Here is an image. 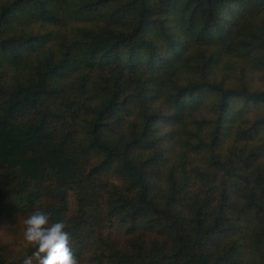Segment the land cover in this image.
Returning <instances> with one entry per match:
<instances>
[{"label":"trees","instance_id":"obj_1","mask_svg":"<svg viewBox=\"0 0 264 264\" xmlns=\"http://www.w3.org/2000/svg\"><path fill=\"white\" fill-rule=\"evenodd\" d=\"M37 208L80 264H264V0H0V264Z\"/></svg>","mask_w":264,"mask_h":264},{"label":"clouds","instance_id":"obj_2","mask_svg":"<svg viewBox=\"0 0 264 264\" xmlns=\"http://www.w3.org/2000/svg\"><path fill=\"white\" fill-rule=\"evenodd\" d=\"M24 240L35 249L23 264H80L71 246V235L64 221H53L52 214L40 208L23 221Z\"/></svg>","mask_w":264,"mask_h":264},{"label":"rangeland","instance_id":"obj_3","mask_svg":"<svg viewBox=\"0 0 264 264\" xmlns=\"http://www.w3.org/2000/svg\"><path fill=\"white\" fill-rule=\"evenodd\" d=\"M58 38L59 37L56 38V35H55V40L53 43H56ZM2 227H3V229L5 228V230L8 229V231H10L11 233H14V231H16L17 233H19L18 237L21 236V237H19V241H23L24 236H23V232H22L23 229L21 226V221L16 220V219H11V221H5L2 225Z\"/></svg>","mask_w":264,"mask_h":264}]
</instances>
